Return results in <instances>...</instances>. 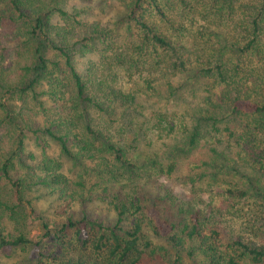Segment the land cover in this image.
<instances>
[{"label": "trees", "instance_id": "obj_1", "mask_svg": "<svg viewBox=\"0 0 264 264\" xmlns=\"http://www.w3.org/2000/svg\"><path fill=\"white\" fill-rule=\"evenodd\" d=\"M179 1L185 4L184 0ZM145 3L146 0H129L123 5V19L134 23L142 33L141 46L173 51L175 62L162 63L175 70L184 69L183 58L205 60L207 67L199 72L210 80L209 91H218L213 94L216 102L224 105L230 116L246 117L245 137L255 142L261 136L264 142V0H256V4L249 6L251 10L244 8L240 20H231L234 34L229 39L231 49L224 47L222 51L231 52L233 59H215L214 63L206 58L203 49L180 45L175 50L168 37L153 33ZM152 5L161 12L155 1ZM54 12L63 22L61 25L50 22ZM80 16L78 9L71 12L58 7L50 9L46 0H0V109L5 112L0 120V128L4 129H0V250L32 246L35 264H185L183 254L192 264H264V235L261 240L253 241L227 232L222 227L228 212L225 205L217 207L212 201L201 203L197 199L179 200L158 180V193L154 195H122L121 187L112 189L115 183H123L124 172L125 179L136 176V164L128 151L139 142L141 131L137 128L130 135H125L123 130L115 131L110 110L103 106L102 100L109 96L125 104H132L133 97L108 93L104 71L92 72L89 80H85L74 69L73 51L77 47L89 49L92 38L106 33L97 22L89 24ZM47 48L63 59L71 82L70 88L58 78L49 82L46 94L56 99L49 107L37 100L36 92L50 63L44 55ZM157 64L155 61L150 67ZM52 65L61 70L58 63ZM106 69L111 70L108 66ZM145 84L151 88L150 82ZM169 88L171 96L173 87ZM13 94L18 95L21 105L9 109L6 98ZM90 108L104 113L107 120L98 127L90 122L81 124L82 113ZM42 112L41 122L38 115ZM201 122L210 132L218 133L216 113L204 110L198 120ZM163 123H168L166 116L157 120L158 134H170L173 126H162ZM27 133L38 142L42 137L45 144L48 140L55 143L60 155L80 172L68 178L60 172L62 166L56 159L44 158L40 164L26 165V161L34 159L32 155L20 154L22 137ZM15 137L17 143L13 148ZM200 138L195 126L186 135L185 146L194 148ZM172 151L176 155L178 150L172 148ZM254 162L261 167L264 154L260 161ZM149 164L154 166L158 177L170 175L176 166L171 161L164 171L153 161L145 166ZM18 167L23 173L16 177L18 172L14 171ZM89 174H95L99 180L93 185L97 190L91 194L92 188L86 185ZM199 180L200 177H187L183 184L191 187ZM36 186L57 193L63 202L79 204L80 218L68 216L60 227L43 224V236L28 238L25 204L29 202L25 201L24 192ZM226 192L240 199L247 196L238 190ZM90 197L105 201L115 220L104 223L88 217L84 205ZM30 211L34 216V210ZM4 221L12 225V232H6ZM67 231H72L73 236L68 237ZM154 238L163 244L154 243Z\"/></svg>", "mask_w": 264, "mask_h": 264}, {"label": "rangeland", "instance_id": "obj_2", "mask_svg": "<svg viewBox=\"0 0 264 264\" xmlns=\"http://www.w3.org/2000/svg\"><path fill=\"white\" fill-rule=\"evenodd\" d=\"M46 1L50 9L58 7L68 12L78 9L81 11L82 21L89 24L97 22L105 28L104 36L92 38L89 49L77 47L73 51L72 65L85 80H89L92 72L104 71L108 93L113 91L116 95H130L134 98L132 104H125L112 96L102 100L103 106L110 110V122L114 123L115 131L123 130L125 135H130L137 128L141 131L139 142L128 151L136 164V176L125 179L127 174L124 172V181L121 183L123 186L115 183V188H111L121 187L122 195H154L158 193V180L166 189H171L179 200L197 199L201 203L212 201L217 207L225 205L228 212L223 217L222 227L227 232L253 241L261 240L264 235V163L260 167L254 161L261 160L264 142L261 136L251 142L244 136L248 128L246 117H232L224 105L216 102L213 94L218 91H209L210 80L199 72L202 67H207L206 61L201 58L197 61L195 57L188 60L183 58L185 65L182 70L166 66L169 61L175 62L173 51L141 46L142 33L134 23L123 19V5L129 0ZM153 1L161 12L153 9ZM184 2L185 4H181L179 0H146L144 8L147 10V21L153 33L168 37L175 50L180 49V45L203 49L211 63H214L215 59H233L231 52L222 51L224 47H230L229 39L234 35L231 20H240L244 8L248 9L250 5L256 4V0ZM249 9L251 10V7ZM159 13L165 16L166 20ZM50 22L60 25L63 23L56 12L51 15ZM44 55L50 63L36 92L39 94L37 100L43 101V105L49 107L56 102V99L46 94L49 91V82L58 78L63 80L68 88L71 82L67 78L63 59L50 48L45 49ZM155 61L158 64L150 67ZM164 61L165 64L162 63ZM52 63H58L61 70L55 68ZM106 66L111 70H104ZM147 81L151 83V88L145 84ZM169 87H173L171 96ZM28 97L30 98L29 95ZM6 103L9 109L21 105L16 94L8 96ZM204 110L216 113L219 119L216 126L218 133L210 132V128L205 127L203 122L198 123ZM43 113L38 115L41 122L44 120ZM82 114L84 121L81 124L90 122L92 126L98 127L107 120L104 113L92 108ZM4 116V110L0 109V120ZM160 116H166L168 121L162 126H173L174 130L170 134H158L155 126ZM195 126L198 127L201 138L194 148H187L186 135ZM144 134H147L146 138ZM40 139L38 142L28 133L22 137L20 154L24 155L23 157L34 156L32 162L26 161V165L40 164L44 158L56 159L62 166L60 172L68 178L72 179L80 172L60 155L55 143L48 140L46 145L42 137ZM15 143L16 137L12 143L13 148ZM172 148L178 150L176 155ZM151 161L164 171L167 170L168 163L174 161L175 170L168 176L158 177L154 166H145ZM14 172H18L16 177H19L23 170L18 167ZM187 177H200V180L190 187L183 184V179ZM97 179L95 174H89L86 178L87 187L93 189L90 194L97 190L93 187L99 182ZM228 190L242 191L247 196L236 198L228 194ZM24 193L25 201L29 202V205L24 203L25 233L28 238L43 236V224L48 227H60L68 216L75 220L81 216L79 204L63 202L57 193L52 194L47 188L36 186ZM30 207L34 210V216L29 213ZM202 207L201 204L200 208ZM84 208L91 219L104 223L115 220V215L106 202L97 197H90ZM4 225L6 232H12V225L6 221ZM66 234L68 237L73 236L72 231H67ZM51 239L50 236L49 240ZM153 241L163 244L162 240L154 238ZM183 256L185 264H192L189 257L186 258L185 254ZM34 261L35 252L32 246L0 250V264H35Z\"/></svg>", "mask_w": 264, "mask_h": 264}]
</instances>
